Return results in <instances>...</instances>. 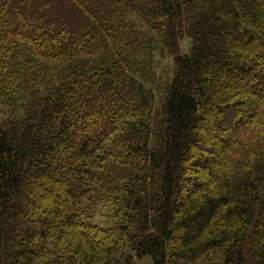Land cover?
Wrapping results in <instances>:
<instances>
[{"label":"trees","instance_id":"trees-1","mask_svg":"<svg viewBox=\"0 0 264 264\" xmlns=\"http://www.w3.org/2000/svg\"><path fill=\"white\" fill-rule=\"evenodd\" d=\"M264 264V0H0V264Z\"/></svg>","mask_w":264,"mask_h":264},{"label":"rangeland","instance_id":"rangeland-1","mask_svg":"<svg viewBox=\"0 0 264 264\" xmlns=\"http://www.w3.org/2000/svg\"><path fill=\"white\" fill-rule=\"evenodd\" d=\"M137 264H154L151 257H145L141 260H137Z\"/></svg>","mask_w":264,"mask_h":264}]
</instances>
